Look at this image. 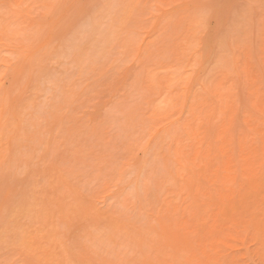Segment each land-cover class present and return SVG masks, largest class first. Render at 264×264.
Listing matches in <instances>:
<instances>
[{"label":"rangeland","instance_id":"374dc122","mask_svg":"<svg viewBox=\"0 0 264 264\" xmlns=\"http://www.w3.org/2000/svg\"><path fill=\"white\" fill-rule=\"evenodd\" d=\"M48 1L0 0L42 21L22 53L0 41V264H264V0Z\"/></svg>","mask_w":264,"mask_h":264},{"label":"bare ground","instance_id":"6f19581e","mask_svg":"<svg viewBox=\"0 0 264 264\" xmlns=\"http://www.w3.org/2000/svg\"><path fill=\"white\" fill-rule=\"evenodd\" d=\"M50 1V0H49ZM48 1V3H50V5L49 4H47V6L49 5V7H51L50 9H52V6L54 5V3H55V1H53V2H49ZM121 1V0H120ZM123 1V0H122ZM121 1V3H123ZM127 1H129V0H127ZM133 1V0H132ZM130 2H131V0H130ZM53 3V4H52ZM111 3V2H110ZM124 3H125V1H124ZM51 4H52V6H51ZM56 5V7H57V4H55ZM109 5V4H108ZM127 6V5H129V4H124V6ZM134 5V4H133ZM136 5V4H135ZM135 5L134 6H132V7H135ZM122 6V5H121ZM123 6V7H124ZM46 7V6H45ZM116 7V6H115ZM117 7H119V5L117 6ZM122 7V8H123ZM128 7H130L131 9H132V7H131V5H129ZM48 8V7H47ZM53 8H54V6H53ZM125 8H127V7H125ZM49 9V8H48ZM49 9V10H50ZM115 9V8H114ZM120 10H121V8H119ZM108 10V9H107ZM116 10H118V9H116ZM125 10V9H124ZM123 11V10H122ZM132 11V10H131ZM31 12H33V11H30L29 9L27 10V9H24V8H21L20 10H19V8H18V10H14V9H12L11 7H9V6H5V7H2V9H0V41H2V42H4V45H6V46H16L17 45V47L19 48L18 49V53H22L23 51H25L26 49H28L30 46H31V44H33L35 41H37L36 40V38L38 37V35H39V33H40V27H41V23H42V21L40 20L39 21V19H38V21L37 20H35L36 22H33V23H30L29 24V26H28V24H27V27H26V25H25V27L26 28H22L21 27V23H22V21H25V19L26 18H29L30 17V14H31ZM105 12H106V10H105ZM108 12H109V10H108ZM116 12V11H115ZM130 12V11H129ZM138 12H139V10H138ZM118 14H120L121 12L119 11V12H117ZM116 13V14H117ZM131 13V12H130ZM133 13V12H132ZM47 13H43L42 14V17H45V15H46ZM126 14H128V12L125 10L124 12H123V14H120V16L122 15V17L121 18H117V19H122L123 18V15H124V17H125V15ZM139 14V13H138ZM107 15H109L108 13H107ZM130 15V14H129ZM110 16V15H109ZM118 16V15H117ZM119 16V17H120ZM127 16V15H126ZM31 17H32V15H31ZM106 18V17H105ZM114 19L116 18V17H113ZM125 18H127L126 19V21L128 20V16L127 17H125ZM208 17H196L193 21H195L194 23H192V25H190L189 26V31H190V37H188L189 38V40H188V43H187V46H188V48L189 49H187V47H186V50L185 51H190L195 45H198V36H200L201 34H203V29H204V27L206 26V24H207V22H208V20H206ZM137 19V18H136ZM32 20V19H31ZM84 20V19H83ZM107 20V19H106ZM111 20H113L112 18H111ZM117 21H119V20H117ZM121 21V20H120ZM124 21V20H123ZM80 22V21H79ZM102 22H105V21H102ZM99 23V22H98ZM101 23V22H100ZM124 22H122V24H123ZM129 23V22H128ZM97 24V23H96ZM102 24V23H101ZM109 24V23H108ZM119 24V23H118ZM135 24V23H134ZM111 25H112V23H111ZM124 25V28H125V24H123ZM127 25V24H126ZM129 25V24H128ZM74 26H77V25H74ZM113 26V25H112ZM118 26V25H117ZM80 27V26H79ZM109 27V26H108ZM120 27V26H119ZM119 27L117 28L118 29V31H119ZM123 27V26H122ZM207 27V26H206ZM112 28V27H111ZM116 28V27H115ZM115 28H113L114 30H117V29H115ZM79 29H81V27L79 28ZM94 29V28H93ZM92 29V30H93ZM102 29H103V27H102ZM87 30V29H86ZM91 30V31H92ZM101 30V29H100ZM109 30V29H108ZM114 30H111V32L113 31L114 32ZM121 30H124L123 28L121 29ZM84 30H82V32H83ZM98 32V30H95V31H93V32ZM132 31V30H131ZM130 31V32H131ZM105 32V31H104ZM112 32V33H113ZM120 32V31H119ZM133 32V31H132ZM25 34V37L22 35V34ZM76 33V32H75ZM99 33V32H98ZM116 33L117 32H115V35H116ZM129 33V32H128ZM72 34V33H71ZM94 34V33H93ZM119 34V33H118ZM131 34V33H130ZM120 35H122V34H120ZM124 35V34H123ZM189 35V34H188ZM92 37L94 38V36L92 35ZM99 37V36H98ZM111 37V36H110ZM118 37V36H117ZM39 38V37H38ZM106 38V37H105ZM112 38V37H111ZM187 38V39H188ZM96 39V38H95ZM113 39H115V38H113ZM120 39V38H119ZM118 39V40H119ZM71 40H72V38H71ZM104 40V39H103ZM116 40V39H115ZM95 41V40H94ZM106 41V40H105ZM68 42V41H67ZM74 42H76V40L74 41ZM104 42V41H103ZM107 42V41H106ZM113 42V41H112ZM186 42V41H185ZM73 44H75V43H73L72 42V45ZM89 44V43H88ZM111 44V43H110ZM68 45V44H67ZM112 45V44H111ZM130 45V44H129ZM6 46H3V47H6ZM93 46V45H92ZM100 46V45H99ZM77 47H79V48H81L80 46H77ZM109 47V46H108ZM74 48H76V47H74ZM100 48V47H99ZM107 48V47H106ZM191 48V49H190ZM69 49V48H68ZM84 48H82V50H83ZM103 49V48H102ZM80 50V49H79ZM20 51V52H19ZM91 51V50H90ZM100 51V50H99ZM184 51V50H183ZM82 52V51H81ZM63 53V52H62ZM65 53V52H64ZM68 53H70V52H68ZM78 53V52H77ZM76 53V54H77ZM84 53V52H83ZM83 53H79V54H83ZM89 53V52H88ZM100 53H101V51H100ZM66 54V53H65ZM73 55L75 54V53H72ZM94 55V54H93ZM107 55V54H106ZM77 56H79V55H77ZM82 58H84L82 55H80ZM86 56H87V54H86ZM186 56V55H185ZM74 57V56H73ZM176 57V56H175ZM63 58V57H62ZM76 58V57H75ZM92 58V57H91ZM96 58V57H95ZM102 58V57H101ZM79 59V58H78ZM87 59V58H86ZM67 60V59H66ZM84 60V59H83ZM82 60V61H83ZM88 60V59H87ZM87 60H84V62L85 61H87ZM90 60V59H89ZM97 61V60H96ZM66 62V61H65ZM77 62H80V64H81V61H77ZM77 62H75L76 64H77ZM84 62H82V63H84ZM88 62V61H87ZM94 62V61H93ZM61 63V62H60ZM89 63V62H88ZM87 63V64H88ZM80 64H78V66L80 65ZM91 64V63H90ZM180 64V63H179ZM184 64V63H183ZM65 65V64H64ZM68 65V64H67ZM83 65V64H82ZM77 66V65H76ZM77 66V67H78ZM97 66V65H96ZM181 66V65H180ZM86 67V66H85ZM185 67V66H184ZM78 68H80V67H78ZM93 68H95V67H93ZM101 68V67H100ZM180 68H182L183 69V67H180ZM178 69V68H177ZM67 70V69H66ZM81 70H82V68H81ZM83 71V70H82ZM87 71H88V69H87ZM89 71H90V68H89ZM95 71V69H93V72ZM99 71V70H98ZM179 71V70H178ZM84 72V71H83ZM104 73V72H103ZM178 73V72H177ZM81 75H82V72L80 73ZM174 74H176V72L174 73ZM185 74V73H184ZM172 75V74H171ZM179 75V74H178ZM178 75H176L177 77H178ZM180 75H181V73H180ZM60 76V75H59ZM62 76V75H61ZM84 76H85V74H84ZM103 76H105V75H103ZM154 76V75H153ZM152 76V78L153 79H155V76L153 77ZM63 77V76H62ZM151 77V76H150ZM150 77H149V79H150ZM35 78V77H34ZM39 77H37V79H38ZM169 78H171V77H169ZM176 78V77H175ZM179 79H178V81H181L180 80V76L178 77ZM60 79V78H59ZM84 79H85V77H84ZM95 79V78H94ZM153 79H151L152 81H153ZM177 79V78H176ZM45 80H47V79H45ZM49 80V79H48ZM80 80V79H79ZM81 80H82V78H81ZM87 80V79H86ZM85 80V81H86ZM151 80L149 81L148 80V82L150 83L151 82ZM171 80V79H170ZM183 80H184V78H183ZM88 81V80H87ZM168 81V80H167ZM175 81V80H174ZM173 81V82H174ZM177 81V80H176ZM175 81V82H176ZM39 82H43V80L42 81H39ZM56 82H58V81H56ZM75 82V81H74ZM153 82H155V81H153ZM33 83H35L34 81H33ZM53 83V82H52ZM55 83V82H54ZM53 83V84H54ZM58 83H60V82H58ZM63 83V82H62ZM82 83H84V81L82 82ZM87 83V82H86ZM94 83V82H93ZM170 84L169 85H171V82H169ZM40 84V83H39ZM43 84H45V83H43ZM74 84V83H73ZM95 84V83H94ZM173 84V83H172ZM175 84V83H174ZM34 85H36V83L34 84ZM49 85V84H48ZM152 85H153V87L154 86H156V84H154V83H152ZM164 85H166V87H168V85H167V82H165V84ZM43 86V85H42ZM56 86V85H55ZM66 86V85H65ZM75 86H76V84H75ZM174 86V85H173ZM38 86H36V88H37ZM53 87V86H52ZM57 87V86H56ZM55 87V88H56ZM64 87V86H63ZM63 87H61V88H63ZM68 87H70V86H68ZM68 87H66V88H68ZM49 88V87H48ZM82 88V87H81ZM85 88V87H84ZM92 88V87H91ZM157 88H159V87H157ZM171 88V87H170ZM41 89V88H40ZM73 89V88H72ZM71 88H70V92H71V90H72ZM83 89V88H82ZM35 90V89H34ZM38 90H39V88H38ZM56 90V89H55ZM78 90V89H77ZM41 90H39V92H40ZM43 91H44V88H43ZM50 91H51V89H50ZM53 91H54V88H53ZM65 91V92H64ZM64 91H62V92H64V93H67V91L66 90H64ZM75 91V90H74ZM79 91V90H78ZM81 91V90H80ZM23 92H25V91H22V93ZM38 92V91H37ZM36 92V93H37ZM47 92V91H46ZM45 92V93H46ZM69 92V91H68ZM85 92H86V90H85ZM73 94V96H77V95H79L78 93H74V92H72ZM82 93V92H81ZM133 93V92H132ZM136 93V92H135ZM40 93H38V95H39ZM54 94V93H53ZM56 95L55 96H57V93H55ZM84 94V93H83ZM41 95H42V92H41ZM65 95V94H64ZM68 95H70L69 93H68ZM134 95V94H133ZM19 95H17V97H18ZM40 96V95H39ZM152 96V95H151ZM25 97V96H24ZM36 97H37V95L35 96V98H34V100L36 99ZM42 97H43V95H42ZM50 97V96H49ZM51 97H53V96H51ZM66 97V99H64V100H62V102H63V104L64 105H66V104H68V98H67V95L65 96ZM71 97V96H70ZM81 97V96H80ZM23 98V97H22ZM38 98V97H37ZM39 98H41V97H39ZM54 98H56V97H54ZM62 98V97H61ZM77 98V97H76ZM161 98V97H160ZM25 99V98H24ZM69 99H71V98H69ZM165 99V98H164ZM14 100V99H13ZM18 100V99H17ZM16 100V101H17ZM23 100V99H22ZM33 100V99H32ZM33 100V101H34ZM42 100V99H41ZM44 100V99H43ZM53 100V99H52ZM55 100V99H54ZM132 100V99H131ZM130 100V101H131ZM15 101V100H14ZM13 101V102H14ZM25 101V100H24ZM35 102H37V101H35ZM41 102V101H40ZM50 102H51V100H50ZM56 102V101H55ZM54 102V103H55ZM58 102V101H57ZM57 102H56V104H57ZM17 103V102H16ZM19 103H21V102H18V104ZM27 103V102H26ZM163 103H164V101H163ZM166 103V102H165ZM7 104V103H6ZM5 104V105H6ZM55 104V105H56ZM170 104V103H169ZM4 105V104H3ZM8 105V104H7ZM39 105H40V103H39ZM46 105V104H45ZM48 105V104H47ZM167 105V104H166ZM13 106V105H12ZM16 106H17V104H16ZM19 106V105H18ZM24 107L26 106L25 105V103H24V105H23ZM31 106V105H30ZM36 106V105H35ZM63 106V105H62ZM62 106H60V107H62ZM71 106V105H70ZM168 106V105H167ZM8 107H9V105H8ZM29 107V106H28ZM39 107V106H38ZM43 107V106H42ZM49 107V106H48ZM54 107V106H53ZM59 107V108H60ZM156 107H157V105H156ZM163 107V106H162ZM20 108H22V106L20 107ZM31 108H33L32 106H31ZM40 108V107H39ZM38 108V109H39ZM71 108V107H70ZM9 109V108H8ZM8 109H6V112L5 111H3V112H5L7 115H8V113H7V110ZM18 108H16L15 110H17ZM37 108H33L32 110H31V112H29L30 113V117H32V116H35V110H36ZM56 109H57V107H56ZM157 109V108H156ZM158 109H161V107L160 106H158ZM10 110V109H9ZM21 110H23V109H21ZM20 110V111H21ZM25 110V112L23 113V114H25L26 112H27V110L26 109H24ZM34 110V111H33ZM45 110V109H44ZM50 110H52L51 108H50ZM66 110V109H65ZM65 110H64V112H65ZM69 110V109H68ZM125 110V109H124ZM162 110V109H161ZM13 111H14V109H13ZM32 111H33V113H32ZM43 111V110H42ZM53 111V110H52ZM118 111V110H117ZM160 111V110H159ZM163 111H164V109H163ZM61 112V111H60ZM67 112V111H66ZM124 112V111H123ZM156 112H158L157 110H156ZM11 113H13V115H14V113H15V111L14 112H11ZM16 113H17V111H16ZM19 113V112H18ZM17 113V114H18ZM28 113V114H29ZM38 113V111L36 112V114ZM41 113V112H40ZM61 113H63V111L61 112ZM68 113V112H67ZM114 113H115V111H114ZM113 113V114H114ZM52 114V113H51ZM123 114H125V113H123ZM40 115V114H39ZM47 115V114H46ZM57 115H59V114H57ZM118 115H119V113H118ZM21 116H23V115H21ZM25 116H26V114H25ZM122 115H120V117H121ZM3 117V116H2ZM17 117V116H16ZM20 117V116H19ZM28 117V116H27ZM30 117H29V119H30ZM113 117H118L119 118V116H113L112 115V118ZM129 117V116H128ZM6 118V117H5ZM9 118H10V115H9ZM32 118H34V117H32ZM39 118V117H38ZM42 119H44L43 117H41ZM47 118H48V116H47ZM61 118V117H60ZM60 118H59V120H60ZM64 118H65V116H64ZM114 118V119H115ZM122 118V117H121ZM126 117L124 116V118L122 119V123H123V120L125 119ZM2 119V118H1ZM4 119V118H3ZM22 120H25L26 118L24 117V118H21ZM35 119V118H34ZM127 119V118H126ZM133 119V121L136 119H134V117L132 118ZM9 120V119H8ZM20 120V119H19ZM38 120V119H37ZM41 120V119H40ZM48 120V119H47ZM58 120V119H57ZM117 120V119H116ZM121 120V119H120ZM129 120V119H128ZM127 120V121H128ZM5 121V120H4ZM17 121V120H16ZM39 121V120H38ZM37 121V122H38ZM53 121V120H52ZM52 121H50V122H52ZM56 121V120H55ZM114 121V120H113ZM133 121H131V122H133ZM7 122V121H6ZM6 122H4V124H5V128H7L8 127V125H6ZM18 122H20V121H18ZM24 122V121H23ZM22 122V123H23ZM32 122H33V119H32ZM40 122V121H39ZM38 122V123H39ZM49 122V121H48ZM59 122V121H58ZM128 122H130V120L128 121ZM1 123H3V122H1ZM8 123V122H7ZM28 123H29V121H28ZM27 123V124H28ZM46 123H47V121H46ZM56 123V122H55ZM61 123H63V122H61ZM119 123V122H118ZM134 123V122H133ZM17 124V130H18V128H19V126L21 127L22 125H19L18 123H16ZM24 124V123H23ZM53 124V123H52ZM66 124V123H65ZM111 124V123H110ZM131 125H132V123H130ZM130 124H128V125H130ZM3 124H1V126H2ZM56 125H57V123H56ZM119 124H117V126H118ZM120 125H122V124H120ZM123 125H124V123H123ZM122 125V126H123ZM127 124H126V120H125V126H127V128H129V126H128ZM130 125V126H131ZM7 126V127H6ZM25 126V125H24ZM38 126V125H37ZM53 126H55V125H53ZM58 126H60V125H58ZM124 126V127H125ZM3 127V126H2ZM2 127H0V128H2ZM14 127V126H13ZM27 127H29V125L27 126ZM26 127V128H27ZM34 127V126H33ZM41 127V126H40ZM57 127V126H56ZM56 127H54V129L56 128ZM63 127V126H62ZM4 128V129H5ZM15 128V129H16ZM23 128V127H22ZM38 128V127H37ZM46 128V127H45ZM51 129H52V127H50ZM64 128V127H63ZM70 128V127H69ZM117 128H119V127H117ZM126 128V127H125ZM14 129V130H15ZM24 129V128H23ZM60 129H61V127H60ZM60 129H59V131H58V128H57V130H56V132L58 131V132H60ZM65 129H66V127H65ZM119 129H121V128H119ZM3 130V129H2ZM9 130V129H8ZM22 130V129H21ZM26 130V129H25ZM31 130V129H30ZM50 130V129H49ZM75 130V129H74ZM78 130V129H77ZM125 131H126V129H124ZM12 131V130H11ZM36 131V130H35ZM27 132V131H26ZM55 132V133H56ZM64 132V131H63ZM9 134L11 133V132H8ZM14 133V132H13ZM12 133V134H13ZM24 133V132H23ZM22 133V134H23ZM41 133V132H40ZM43 133V132H42ZM60 133H62V132H60ZM7 134V133H6ZM9 134H7V135H9ZM12 134H11V136L6 140V141H9V139H12L11 137H12ZM15 135H16V137H17V135H18V133L16 134V133H14ZM13 134V135H14ZM20 134V133H19ZM32 134V133H31ZM52 134V133H51ZM27 136H28V134H26ZM25 135V136H26ZM29 135H30V133H29ZM49 135V134H48ZM58 135H59V133H58ZM35 136H37V135H35ZM47 136V135H46ZM60 136V135H59ZM16 137L14 138V136H13V138H14V140L16 139ZM34 137V136H33ZM42 137V136H41ZM57 137V136H56ZM63 137V136H62ZM1 138V137H0ZM38 138V137H37ZM49 138V137H48ZM48 138H47V140H48ZM18 139H20V138H18ZM25 139H27V138H25ZM25 139H23V141L25 140ZM29 139V138H28ZM36 139V138H35ZM56 139H58V137L56 138ZM65 139V138H64ZM17 140V139H16ZM15 140V141H16ZM22 139H20L19 140V142L21 141ZM33 140V139H32ZM31 140V141H32ZM4 142L5 140H1V142ZM45 141V140H44ZM28 142V141H27ZM35 142H36V140H35ZM39 142H41V141H39ZM46 142V141H45ZM11 143H13L12 141H11ZM31 143V142H30ZM29 143V144H30ZM48 143V142H47ZM15 144H17V142L15 143ZM21 144V143H20ZM23 144V143H22ZM27 144V143H26ZM2 145H4V143L2 144ZM10 145H12V144H6V147L7 146H10ZM19 146V144H17V147ZM29 146V145H28ZM1 147V146H0ZM4 147V146H3ZM11 147V146H10ZM20 147V146H19ZM30 148H33V146L31 147V146H29ZM36 147V146H35ZM154 147V146H153ZM9 148V147H8ZM7 148V152L9 151V149ZM12 148V147H11ZM10 148V149H11ZM13 148H16L15 146L13 147ZM12 148V149H13ZM29 148V149H30ZM47 148V147H46ZM0 149H2V147L0 148ZM4 149V148H3ZM17 149V148H16ZM19 149V148H18ZM26 149V148H25ZM37 149V148H36ZM54 149V148H53ZM149 149V148H148ZM152 149V148H151ZM4 150H6V149H4ZM23 150V149H22ZM22 150H21V152H22ZM27 150H28V148H27ZM31 150V149H30ZM52 150V149H51ZM153 150V149H152ZM156 150V149H155ZM13 151H15L14 149H13ZM17 151V150H16ZM15 151V152H16ZM47 151H48V149H47ZM55 151V150H54ZM2 153H3V151H1ZM31 152H34L33 150H31ZM150 152H152L151 150H150ZM150 152H148V153H150ZM5 153V152H4ZM16 153H18V152H16ZM7 154V153H6ZM13 153L11 152L10 153V155H12ZM23 154V152L21 153V155ZM151 154V153H150ZM153 155H154V153H152ZM156 154V153H155ZM29 155V154H28ZM4 156V155H3ZM17 156V155H16ZM19 156V155H18ZM152 156V155H151ZM2 157V156H1ZM7 157V156H6ZM12 158H13V156H11ZM11 157H8V159L9 158H11ZM21 157V156H20ZM28 157V156H27ZM26 157V158H27ZM30 157V156H29ZM153 157H155V156H152L151 158L153 159ZM17 158V157H16ZM16 158H15V161H16ZM25 158V159H26ZM155 159V158H154ZM0 160H2V161H4L3 159H1L0 158ZM9 161H10V159H9ZM20 161V160H19ZM25 161V160H24ZM5 162V161H4ZM10 162H12V161H10ZM17 162H18V160H17ZM21 162V161H20ZM26 163H27V160L25 161ZM151 162V161H150ZM1 163V162H0ZM24 163V162H23ZM144 163V162H143ZM147 163H148V160L147 161H145V164L143 165V168L145 169V165H146V167L148 166L147 165ZM5 164V163H4ZM4 164L2 163V165H0V167L1 166H3V169H4ZM12 164V163H11ZM10 164V165H11ZM14 164H16L17 165V163H14ZM19 164V163H18ZM152 164V163H151ZM9 165V164H8ZM132 166V165H131ZM151 166V165H150ZM23 167V166H22ZM2 168V167H1ZM8 169H9V166L7 167ZM13 168V167H12ZM129 168V167H128ZM130 168H133V167H130ZM142 168V167H141ZM149 168V167H148ZM143 169V170H144ZM5 170V169H4ZM131 170V169H130ZM134 170H138V169H135L134 168ZM142 169H141V171H143ZM5 171H7V170H5ZM4 171V172H5ZM14 171V170H13ZM140 171V170H139ZM1 172V171H0ZM11 172V171H10ZM126 172V171H125ZM125 172H123V175L125 174ZM132 172V171H131ZM137 172V171H136ZM8 173V172H7ZM5 174H6V172H5ZM130 174V173H129ZM136 174H139V173H136ZM142 174H144V172L142 173ZM7 175V174H6ZM126 175V174H125ZM122 176V175H121ZM142 176H144V175H142ZM7 177V176H6ZM132 177H135V175L134 176H132ZM132 177H131V179H130V177H129V180H132L133 182H135V180H133L132 179ZM140 178H141V176H140ZM170 178V177H169ZM124 179H125V176H124ZM136 179V178H135ZM142 179V178H141ZM123 177L121 178V182H123V181H126L127 180V178L125 179V180H123ZM128 181V180H127ZM129 182H131V181H129ZM171 181H169V183H170ZM167 183V182H166ZM165 183V184H166ZM130 184V183H129ZM136 184H137V180H136ZM139 184L140 183H138L137 184V186L140 188L141 186H139ZM168 185V184H167ZM128 186H130V185H128ZM127 185H126V189H127V187H128ZM133 186H135V183L133 184ZM138 188V189H139ZM163 188H164V186H163ZM134 188H131V189H129L131 192H132V190H133ZM135 191H136V188L134 189ZM161 190V189H160ZM135 191H133V192H135ZM139 191V190H138ZM138 191H136V192H138ZM125 192H126V190H125ZM160 193V192H159ZM127 194V193H126ZM134 194V193H133ZM133 194H131V195H133ZM150 194V193H149ZM14 195V194H13ZM128 195V194H127ZM133 196H135V195H133ZM132 196V198H134ZM129 198H130V196H128ZM21 199V198H20ZM9 201V200H8ZM11 201H12V199H11ZM24 201V200H23ZM10 203V202H9ZM14 204V203H13ZM16 204V203H15ZM9 205H11V204H9ZM8 205V206H9ZM18 206H19V202H18V204H17ZM17 205H15L16 207H17ZM23 205V204H22ZM21 205V206H22ZM45 205H46V203H45ZM7 206V205H6ZM25 206V205H24ZM10 207V206H9ZM11 207H12V205H11ZM20 207V206H19ZM23 207V206H22ZM12 209V208H11ZM24 209V208H23ZM12 210H14V209H12ZM25 210H26V208H25ZM15 211V210H14ZM24 211V210H23ZM28 211V210H27ZM7 212H8V209H7ZM21 213H22V211H20ZM25 212V211H24ZM29 212V211H28ZM12 213V212H11ZM85 213V212H84ZM16 214V213H15ZM14 214V215H15ZM23 214V213H22ZM21 214V215H22ZM87 214V213H86ZM9 215L11 216L12 214H10L9 213ZM24 215V214H23ZM18 217H19V215H18ZM17 217V219H19ZM24 217V216H23ZM7 218V217H6ZM11 218H13V217H11ZM15 218V217H14ZM9 219H10V217H9ZM16 219V220H17ZM65 219V218H64ZM96 219V218H95ZM15 220V221H16ZM8 221V220H7ZM7 221H6V223H7ZM12 221H14V219L12 220ZM12 221H10V222H12ZM18 222H20V220L19 221H17L16 223L18 224ZM110 222V221H109ZM4 223V222H3ZM11 224V223H10ZM117 224V223H116ZM12 225H13V223H12ZM10 226V225H9ZM18 226H20V224L18 225ZM100 226V225H99ZM110 226V225H109ZM12 227V226H11ZM22 227V226H21ZM19 228V229H17L16 228V226H15V228L14 229H17V230H19L20 231V229H22V228ZM4 228V227H3ZM162 228H163V226H162ZM24 229V228H23ZM101 229V228H100ZM126 229V228H125ZM70 230V229H69ZM85 230V229H84ZM158 230V229H157ZM13 231H15V230H10V232L9 233H13L14 234V232ZM24 231V230H23ZM130 231V230H129ZM140 231H142V230H140ZM151 231H153V229L151 230ZM159 231V230H158ZM2 232H3V230H2ZM22 231H20L19 233H21ZM27 232V231H26ZM96 232H97V230H96ZM136 232V231H135ZM143 232V231H142ZM145 232V231H144ZM4 233V232H3ZM3 233H1V234H3ZM8 233V234H9ZM50 233V232H49ZM100 233V232H99ZM122 233H123V231H122ZM128 233V232H127ZM16 234V233H15ZM59 234V233H58ZM62 234V233H61ZM61 234H60V236H61ZM111 234V233H110ZM114 234V233H113ZM134 234V233H133ZM160 234V233H159ZM21 235V234H20ZM27 235V234H26ZM54 235V234H53ZM64 235V234H63ZM69 235V234H68ZM95 235V234H94ZM97 235V234H96ZM101 235V234H100ZM103 235V234H102ZM137 235V234H136ZM139 235H140V233H139ZM144 235V234H143ZM7 236V235H6ZM10 236V235H9ZM12 236V235H11ZM17 236V235H16ZM16 236H14V237H16ZM21 236H24L25 237V235H21ZM90 236V235H89ZM116 236V235H115ZM123 236V235H122ZM134 236V235H133ZM141 236H142V234H141ZM2 237V236H1ZM26 237H28V236H26ZM53 237H55V236H53ZM92 237V236H91ZM96 237H98V235L97 236H95V239H96ZM100 237V236H99ZM113 237V236H112ZM129 237V236H128ZM128 237H127V240H129L128 239ZM5 238V237H4ZM11 237H9V239H10ZM16 238H18V237H16ZM20 238V237H19ZM23 238V237H22ZM58 238V237H57ZM60 238H62V237H60ZM68 238V237H67ZM115 238V237H114ZM136 238V237H135ZM143 238V237H142ZM142 238H140V239H142ZM144 238H146L145 236H144ZM8 239V238H7ZM14 239V238H13ZM28 239V238H27ZM50 239V238H49ZM56 239V238H55ZM104 239H106L107 241H108V239L105 237ZM2 240V239H1ZM4 240V239H3ZM10 240H12V239H10ZM18 240V239H17ZM62 241L64 240V239H61ZM66 240V239H65ZM87 240V239H86ZM98 240V239H97ZM96 240V241H97ZM102 240V239H101ZM127 240H125V241H127ZM20 241V240H19ZM23 240H21V242H22ZM88 241V240H87ZM110 241V240H109ZM116 241V240H115ZM1 242V241H0ZM3 243L2 244H4L5 242H7V241H2ZM13 242V241H12ZM11 242V243H12ZM27 242V241H26ZM25 242V243H26ZM90 242H92V240L90 241ZM102 242V241H101ZM113 242V244H114V241H112ZM111 241L108 243L107 242V244H108V246H109V244L110 243H112ZM128 242V241H127ZM136 242V241H135ZM149 242V241H148ZM15 243V242H14ZM23 243V242H22ZM24 243V244H25ZM46 243H48V242H46ZM93 243H95V240L92 242V244ZM106 242H104V244H105ZM1 244V245H2ZM5 244H7V243H5ZM19 244H21L20 242H19ZM18 244V245H19ZM52 244V243H51ZM91 244V245H92ZM97 245H99L100 244V242L98 241V243H96ZM122 244V243H121ZM16 245V244H15ZM14 245V246H15ZM26 245L28 246V244L26 243ZM25 245V246H26ZM94 245V244H93ZM126 245H127V243H126ZM131 245V244H130ZM9 246V245H8ZM26 246V247H27ZM53 246V245H52ZM87 246V245H86ZM101 246H103V248H104V245H103V243H102V245ZM116 246V245H115ZM117 246H119V245H117ZM25 247V248H26ZM97 247V246H96ZM96 247H94L95 248V250H96ZM105 247H106V245H105ZM120 247V246H119ZM130 247V246H129ZM136 247V246H135ZM24 248V247H23ZM30 248V247H29ZM28 248V249H29ZM68 248H69V246H68ZM90 248V247H89ZM99 248H101V247H99ZM102 248V249H103ZM132 248V247H131ZM131 248H130V250H131ZM27 249V250H28ZM73 249V248H72ZM76 249V248H75ZM75 249H73V250H75ZM110 249V248H109ZM108 249V250H109ZM112 249H114V250H112V251H116L115 250V248L113 247ZM118 249V248H117ZM120 249H121V247H120ZM123 249H125V248H123ZM123 249H121V250H123ZM71 250V249H70ZM92 250H93V248H92ZM106 250H107V247H106ZM105 250V251H106ZM129 250V249H128ZM127 250V251H128ZM129 250V251H130ZM143 250V249H142ZM68 251V250H67ZM110 251V250H109ZM120 251V250H119ZM118 251V252H119ZM34 252V251H33ZM134 252V251H133ZM140 252V251H139ZM68 252H66V254H67ZM70 253V252H69ZM113 253V252H112ZM131 253V252H130ZM30 254V253H29ZM115 254V252L113 253V254H111V255H114ZM116 254H119V253H116ZM121 254V253H120ZM119 254V255H120ZM142 254V253H141ZM144 254V253H143ZM142 254V255H143ZM146 254V253H145ZM92 255V254H91ZM122 255V254H121ZM124 255V254H123ZM128 255V254H127ZM126 255V256H127ZM36 257V256H35ZM55 257V256H54ZM67 258H69V257H67ZM87 257H85V259H86ZM49 259V258H48ZM52 258H50V260H51ZM71 259V258H70ZM88 259V258H87ZM26 260V259H25ZM49 260V261H50ZM55 260V259H54ZM49 261H47L48 262V264L50 263ZM65 261V260H64ZM75 261V260H74ZM103 261V260H102ZM16 262H18V261H16ZM23 262H24V260H23ZM30 262H32L31 261V259H30ZM40 262H42V261H40ZM24 263H26V262H24ZM46 263V262H45ZM52 263V262H51ZM87 263V262H86ZM109 263V262H108ZM111 263V262H110ZM109 263V264H110ZM115 263V262H114ZM113 263V264H114ZM27 264V263H26ZM31 264V263H30ZM41 264V263H40ZM52 264H54V263H52ZM56 264V263H55ZM58 264V263H57ZM60 264V263H59ZM80 264V263H79ZM85 264V263H84ZM91 264H92V261H91ZM96 264V263H95Z\"/></svg>","mask_w":264,"mask_h":264}]
</instances>
